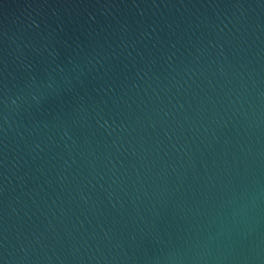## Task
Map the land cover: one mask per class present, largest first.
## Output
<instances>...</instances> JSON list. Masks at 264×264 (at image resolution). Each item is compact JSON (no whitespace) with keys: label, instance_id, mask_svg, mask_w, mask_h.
<instances>
[{"label":"water","instance_id":"obj_1","mask_svg":"<svg viewBox=\"0 0 264 264\" xmlns=\"http://www.w3.org/2000/svg\"><path fill=\"white\" fill-rule=\"evenodd\" d=\"M0 264H264V0H0Z\"/></svg>","mask_w":264,"mask_h":264}]
</instances>
